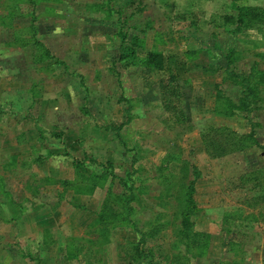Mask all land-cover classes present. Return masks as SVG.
I'll list each match as a JSON object with an SVG mask.
<instances>
[{
  "label": "rangeland",
  "instance_id": "obj_1",
  "mask_svg": "<svg viewBox=\"0 0 264 264\" xmlns=\"http://www.w3.org/2000/svg\"><path fill=\"white\" fill-rule=\"evenodd\" d=\"M189 1L0 0V264H264V22L226 20L264 0Z\"/></svg>",
  "mask_w": 264,
  "mask_h": 264
},
{
  "label": "trees",
  "instance_id": "obj_2",
  "mask_svg": "<svg viewBox=\"0 0 264 264\" xmlns=\"http://www.w3.org/2000/svg\"><path fill=\"white\" fill-rule=\"evenodd\" d=\"M25 1H30L31 3L37 5L39 3L45 2L46 0H25ZM235 9L237 11V15L228 14V17H226V20L228 22L235 23L236 27H237L236 30L242 29L243 27H250L254 23L264 22V6L241 5V6H235ZM14 14H15V12L13 10H9L8 13H6V15H1L0 16V19H1L0 23L1 24L6 23V24L10 25V22L7 20H9L10 17ZM133 38L135 39V42L132 43V45H130L128 47V54L131 56L135 54V45H136V41L138 40L136 36H134ZM124 39H125V37L123 36L122 40H124ZM34 44L36 46L44 48V50H46V52L48 53L47 48L37 38H34ZM125 56H126L125 54H121L119 57V60H121V59L124 60ZM230 60H231V58L228 56V61L230 62ZM143 63L146 64L147 66L151 67V68H155L156 70H162L165 68V57L161 51L150 50V51L146 52V55L143 58ZM251 75H252V71H251V73L248 74V76H245L242 79L245 82L247 89H249L248 92L245 94V96H243V98H242V106H244V107L246 106L247 102H249V97L253 94V90H250L252 88L249 87V85H250L249 84V78L251 77ZM169 80L174 81L175 75H170ZM169 80L167 79V82H169ZM162 84L163 85L161 86V88L167 89V86H165L166 85L165 82L162 81ZM169 94H171V93H169ZM225 105L226 104L224 103V106ZM228 105H229V107H231L230 105H232L234 108V103L230 102L229 100H228ZM241 108L245 109L243 107H241ZM125 124H126V122H121L118 125H110V126H106L105 128L113 130L115 133V136L119 140V143L124 147L125 150L128 151L130 149L127 147L126 142L124 140V137L121 133L122 127ZM249 137H251V134L243 135L240 137L238 142H242L243 138H249ZM234 142L236 143V141H234ZM254 144L257 145L258 143L256 141H254ZM237 147L242 148L243 146L240 145ZM261 147L264 148V146H262V145H261ZM170 156H172V155L169 154L168 157H170ZM168 157L163 163L164 167H167L169 162L171 161L170 159H168ZM133 158H134V160H132V163L137 160L136 156H133ZM92 161H93V159H92ZM73 165H74L75 171H77V169L82 166V161L73 159ZM98 165H101L102 167H104V170H107V168L110 170L109 174L111 176V180H112V178L119 177L121 184L126 186L122 177L115 175V172L113 171V166H112L113 163L111 161L108 160L104 164L98 163ZM158 168H160V166ZM200 174L201 173H200L199 168L193 167L194 178L189 181V184L187 186V191H186V203H187V205H186V209L184 210V212L182 214V218H181V229L178 233L179 243L187 244L186 240H187V238L190 237V234L192 232L193 221L191 218L194 215L195 211L198 209V206L196 204L195 197H194V193L196 191L195 180H196V178H198L200 176ZM107 175L106 174L103 175L105 178H103V176L100 175V178H103L106 180L108 178ZM62 181L64 184H66V187L71 186V184L73 183L72 180H70V181L62 180ZM0 192L5 193L1 179H0ZM107 192H109V189ZM258 197H259L258 199L264 200V194L258 195ZM128 199H131V196H129ZM263 216H264V214H263ZM105 221H106L105 217H103L102 215L99 216L98 222H105ZM141 239H142V237L140 238V240ZM136 249H138V248L136 247ZM134 258H136V259L141 258V254L137 253Z\"/></svg>",
  "mask_w": 264,
  "mask_h": 264
},
{
  "label": "crops",
  "instance_id": "obj_3",
  "mask_svg": "<svg viewBox=\"0 0 264 264\" xmlns=\"http://www.w3.org/2000/svg\"><path fill=\"white\" fill-rule=\"evenodd\" d=\"M192 1L193 0H190L189 1V3L187 4V6L189 5V6H191L190 4L192 3ZM195 1H201V0H195ZM37 6V5H36ZM188 8V7H187ZM211 9H213L212 7H211ZM109 34V33H108ZM107 33H105V35H108ZM97 122V121H96ZM98 124V123H97ZM115 125V124H114ZM40 134V133H39ZM44 136V135H43ZM40 137V136H39ZM52 151V150H51ZM53 152V151H52ZM54 153V152H53ZM11 158V157H10ZM12 160H14V163H15V158L13 159V158H11L10 159V164L11 165H9V166H11V167H13L12 165H14V163H13V161ZM109 161H111V160H109ZM112 163H113V161H111ZM9 169H12V168H10V167H5L3 170H9ZM13 170L14 169H12V170H10L9 172H13ZM19 170H21V169H19ZM74 170H75V168H74ZM31 175L33 176L32 177V181H31V183L28 185L29 187V189L31 190V195L32 196H30V195H28L29 196V198L31 199V200H33V199H35V198H37V193H36V191L38 190V185L40 184L39 182L41 181L40 179H41V176H39V177H37L38 175H37V173H31ZM44 176H47V175H44ZM1 178V177H0ZM60 179H58L59 180V182L62 180L61 178H64V177H59ZM51 179H52V176H51ZM4 177L1 179V181H2V183H4ZM34 180H38V183L37 184H35V185H32V184H34L35 183V181ZM63 180H68V181H70L71 179L70 178H64ZM55 182H58V181H55ZM37 185V186H36ZM45 185H48V184H45ZM3 188H4V186H3ZM4 190L5 191H7L5 188H4ZM1 193V192H0ZM11 197H12V195H11V193L9 194V198H10V200L9 199H5V201L3 202V203H11V204H13V202L14 201H12V199H11ZM15 203H16V201L14 202V205H15ZM44 205H46V204H44ZM22 212H24V210L22 211ZM2 220L3 221H6V219L5 218H2Z\"/></svg>",
  "mask_w": 264,
  "mask_h": 264
}]
</instances>
